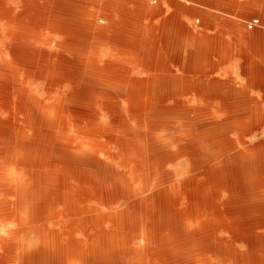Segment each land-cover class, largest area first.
Returning <instances> with one entry per match:
<instances>
[{
  "label": "bare ground",
  "instance_id": "1",
  "mask_svg": "<svg viewBox=\"0 0 264 264\" xmlns=\"http://www.w3.org/2000/svg\"><path fill=\"white\" fill-rule=\"evenodd\" d=\"M86 64L55 101H0V263L264 264V144L229 137L226 101Z\"/></svg>",
  "mask_w": 264,
  "mask_h": 264
},
{
  "label": "rangeland",
  "instance_id": "2",
  "mask_svg": "<svg viewBox=\"0 0 264 264\" xmlns=\"http://www.w3.org/2000/svg\"><path fill=\"white\" fill-rule=\"evenodd\" d=\"M55 1L8 0L5 13L13 24L6 23L0 15V54L14 68L19 83L5 82L8 68L0 69V101H21L22 98L23 101L37 98L55 101L65 83L52 79L65 76L66 83L82 82L88 68L86 59L94 56L109 71L130 72L147 66L173 71L180 78L187 76L183 85L214 87L211 97L201 101H216L221 105L226 101L229 137L234 140L241 135L249 151L256 144H264V54L249 48L250 43L244 45L238 41L247 35L259 37L257 41L264 44V0H217L216 8L222 10L225 2L228 11L212 13L215 25H204V15L191 14V0H157L156 3L141 0L156 13L154 19L145 10H139L134 0L117 1L119 9L113 0L103 3L71 0L70 4ZM98 6L100 9H96ZM254 17L261 23L250 29L248 21ZM94 18L97 25L91 23ZM50 21H55L51 29ZM176 21L187 26L194 36L210 37V48L202 52L190 45L182 48L180 32L183 29L168 24ZM83 84L84 87L91 85ZM6 86L15 95L8 94ZM171 103L168 101L166 105ZM261 164L264 167V159ZM259 215L264 230V210ZM19 241L7 236L0 246L2 249L20 246Z\"/></svg>",
  "mask_w": 264,
  "mask_h": 264
},
{
  "label": "crops",
  "instance_id": "3",
  "mask_svg": "<svg viewBox=\"0 0 264 264\" xmlns=\"http://www.w3.org/2000/svg\"><path fill=\"white\" fill-rule=\"evenodd\" d=\"M65 4H70L71 0H63ZM117 1L119 0H113V3L115 4V7L119 9L118 5H117ZM126 1V0H123ZM127 1H131V0H127ZM135 2H137V7H139V10H145L146 11V15L147 16H151V18L154 19L155 17V12L151 9H149V7L147 6V4L141 0H134ZM53 3H55V0H52ZM95 2H100L103 3L104 0H96ZM1 6H0V11L2 14L1 17L5 20H7V17H9L6 13H5V9H8V0H0ZM224 7L222 10H218L216 8L217 5V0H191V14L194 15H204L203 20L204 22L202 24L204 25H215L216 22L213 21L214 17L212 16V13H216V12H223L224 14H226V12L228 11V9L226 8V3L223 2ZM102 6V5H100ZM96 7V9H100L99 7ZM22 8H25L26 6H21ZM11 8H15L14 6H12ZM148 10V11H147ZM180 11L177 14V17L180 16ZM199 22V20H198ZM6 23L9 24H13L10 21L7 20ZM169 26L170 25H179L181 26V30L183 29V31H181V35H180V42H181V47H187V46H193V47H197V49H200L199 51L202 52V50L204 49L205 51L207 50V48L209 49L210 46V42H211V38L210 37H205V36H194L189 29L187 28V26H185L184 24H182L181 22H171L168 23ZM55 25V21H50L48 22V26L49 29H51V27H54ZM185 27V28H184ZM198 39V40H197ZM259 39V37L256 38H251L248 37L247 35H242L238 41L242 42L244 45H248V43H250L248 46L251 49H254L255 52L257 53H261L264 54V44L260 43L259 41H257ZM196 41V42H195ZM209 42V43H208ZM248 42V43H247ZM196 57V56H195ZM194 57V58H195ZM147 66H144L142 68H136L133 71L131 70L130 72H128L127 75L128 76H143L145 73H163V74H176L179 75L178 73H175L173 71H163V69L161 70H154V69H149L146 68ZM116 70V69H115ZM163 71V72H162ZM119 72H123V71H119ZM180 77V76H178ZM185 77V76H184ZM184 79V78H181ZM213 90H215L214 87H212L210 94L208 95V97H211ZM225 93V91L223 92ZM207 97V98H208Z\"/></svg>",
  "mask_w": 264,
  "mask_h": 264
},
{
  "label": "built area",
  "instance_id": "4",
  "mask_svg": "<svg viewBox=\"0 0 264 264\" xmlns=\"http://www.w3.org/2000/svg\"><path fill=\"white\" fill-rule=\"evenodd\" d=\"M152 2L156 3L157 0H151ZM261 23L258 17H254L248 21V28L252 29Z\"/></svg>",
  "mask_w": 264,
  "mask_h": 264
}]
</instances>
